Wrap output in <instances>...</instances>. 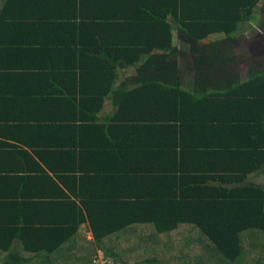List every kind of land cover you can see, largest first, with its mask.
Returning <instances> with one entry per match:
<instances>
[{
  "label": "trees",
  "instance_id": "obj_1",
  "mask_svg": "<svg viewBox=\"0 0 264 264\" xmlns=\"http://www.w3.org/2000/svg\"><path fill=\"white\" fill-rule=\"evenodd\" d=\"M151 1L156 13L134 19L135 38L101 46L95 65H84L90 43L71 48L68 60L76 62L68 70L83 77L68 79L73 86L63 99L72 121L57 129L77 140L68 146L65 183L78 197L63 192L35 206L34 216L47 218L25 221L17 220V203L0 200V264H97L100 253L112 264H264L261 63H252L245 79L209 90L206 78L189 88L177 63L147 61L154 49H175L171 20L189 41L228 40L248 27L262 0ZM221 48H209L215 56L199 66H222ZM126 65L154 77L124 78ZM90 80L94 89L85 86ZM101 112L108 117L98 132L86 124ZM87 130L98 139L83 145L98 148L90 152L99 162L93 174L76 152Z\"/></svg>",
  "mask_w": 264,
  "mask_h": 264
},
{
  "label": "crops",
  "instance_id": "obj_2",
  "mask_svg": "<svg viewBox=\"0 0 264 264\" xmlns=\"http://www.w3.org/2000/svg\"><path fill=\"white\" fill-rule=\"evenodd\" d=\"M95 1L0 0V200L18 204L17 220L47 218L34 216L35 206L52 202L56 197L60 198L63 192L69 193L72 198L78 197L65 183L68 184L66 178L71 174L68 161L74 149H69L68 146L72 147L77 140L74 141L68 134H60L57 129L59 125L66 126L72 121L68 102L63 99L64 95L68 96V86H73L68 84V79L83 77V73L75 71L73 67L71 71L68 70V63L76 62L73 58L68 60L71 48L82 47L74 43L84 41L91 44L88 45L93 49L90 48V53L87 52L84 56V65L89 68L88 65L96 64L92 58L101 51V46L119 47L125 41L130 42L135 38L138 31L137 25L133 24L135 18L156 13L150 11L155 9V4L150 0ZM155 1L154 3L163 4L164 0ZM199 9L200 6L194 8L195 16ZM258 9L246 18L248 27H240L239 34L228 40L226 37L199 42L192 39L181 40L179 23L171 20L173 47L182 48L188 44V48L181 50L176 57L168 56L169 50L154 49L147 61H155L159 65L168 61L177 63L181 80L191 88L192 85L187 81L189 76L195 69H205V66H199V62L215 56L209 50L211 46H219L224 42L233 44L240 38L251 45L264 43V0L259 3ZM158 11L162 12V9ZM182 34L188 36L186 32ZM187 41L192 42L193 46ZM196 46L203 50L196 49ZM229 59L227 57L222 62L223 65L219 66L221 80L226 73L222 69L230 62ZM246 60L253 64L260 62L259 67L264 69V60L253 61L251 57L244 61ZM88 61L93 64H87ZM196 61L198 65L195 64ZM211 69L213 68L208 70ZM248 72L249 67L246 70L247 76ZM119 74L133 80L154 77L143 67L130 65L124 66L123 73ZM102 79L96 80L97 86ZM93 83L94 80H90L85 86L87 89H94ZM223 85L226 84L223 82ZM119 86L117 84L116 89ZM107 114L101 112L95 121H89L86 125H94L99 132L98 125L107 121ZM96 140L95 135H90L87 130L81 136V146L75 149L80 158L83 156L84 172L90 174L95 173L91 170L99 167L98 160L93 156L98 148L83 145L95 143ZM41 176L45 180L41 181ZM28 177L31 179H24ZM8 216L11 219L15 217L12 211ZM88 237L92 239L93 234L88 232Z\"/></svg>",
  "mask_w": 264,
  "mask_h": 264
},
{
  "label": "rangeland",
  "instance_id": "obj_3",
  "mask_svg": "<svg viewBox=\"0 0 264 264\" xmlns=\"http://www.w3.org/2000/svg\"><path fill=\"white\" fill-rule=\"evenodd\" d=\"M263 19H264V17H263ZM256 27H258V26L256 25ZM252 38H255V37H252ZM180 39L186 41L187 36H185L184 38L180 37ZM240 39L235 40L233 42V44H231V43L230 44L229 43L222 44L221 43L219 45V48H220V46L222 47L221 51L226 52V55H227L226 57H230L233 55L237 57V62L230 60V62H228L226 64V67H224L222 69L223 73L226 72L225 75L223 76L224 79L222 77V80H221V76H220L221 69H219V68H215V69H211V70H207V71H205L204 69H195L196 71L194 70L192 75L189 76V80L187 79V81H189V84L191 81L192 82H194L195 80L201 81V79L206 78L208 80V82H206V83H209L208 87L210 90L213 88L218 89L220 82H222V83L224 82L226 85H228L230 82H233L238 77H240L242 79L245 78L247 76L246 70L252 64V62L247 61V60L244 61V60L248 57H251L253 61H260V60L263 61L264 60V43L259 44L257 46L254 44H252V45L248 44L249 42L241 41ZM240 42L242 44H240ZM187 43H189V41H187ZM189 45L193 46L191 42L189 43ZM184 46L185 47H182V48L177 46L175 49L169 51L168 56H170V57L178 56L181 53L180 52L181 50H186L188 48V44L184 45ZM204 47H205V45H204ZM211 47L213 48V46H211ZM195 48L198 50H203V49H201V47H198V46H196ZM168 63H171V62L168 61ZM175 64H176L175 62L171 63L172 66ZM263 64H264V61H263ZM218 75H219V77H216ZM215 80H217V81L215 82ZM192 87H194V85H192Z\"/></svg>",
  "mask_w": 264,
  "mask_h": 264
},
{
  "label": "built area",
  "instance_id": "obj_4",
  "mask_svg": "<svg viewBox=\"0 0 264 264\" xmlns=\"http://www.w3.org/2000/svg\"><path fill=\"white\" fill-rule=\"evenodd\" d=\"M97 264H112L110 259H106L104 254L100 253L99 259L96 261Z\"/></svg>",
  "mask_w": 264,
  "mask_h": 264
}]
</instances>
